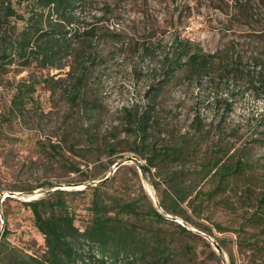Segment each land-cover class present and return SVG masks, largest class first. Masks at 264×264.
<instances>
[{"label":"rangeland","instance_id":"obj_1","mask_svg":"<svg viewBox=\"0 0 264 264\" xmlns=\"http://www.w3.org/2000/svg\"><path fill=\"white\" fill-rule=\"evenodd\" d=\"M77 3L72 27L94 33L76 39L80 55L59 69L39 61L23 67L17 56L4 62L26 27L18 15L6 18L4 6L27 18L32 3L0 0V241L5 233L41 256L46 241L27 201L45 198L57 215L64 202L80 230L98 202L106 216L160 243L163 252L147 264H231L238 235L255 232L254 215L264 211V92L245 72L237 79L215 71L199 84L183 82V69L171 80L172 44L190 39L203 52L242 57L245 67L264 60V0ZM73 66L88 68L84 81L68 76ZM137 111H149L146 133ZM237 150L250 154L254 168L220 187L216 163L232 161ZM59 188L67 191L51 194ZM130 201L138 210L121 212ZM253 240L264 244V233Z\"/></svg>","mask_w":264,"mask_h":264},{"label":"trees","instance_id":"obj_2","mask_svg":"<svg viewBox=\"0 0 264 264\" xmlns=\"http://www.w3.org/2000/svg\"><path fill=\"white\" fill-rule=\"evenodd\" d=\"M24 1L32 3L27 18L11 9V5L4 6L6 18L18 15L19 18L26 20L21 38L14 41L16 48L10 54L2 55L4 62L12 63L14 61L12 57L17 56L23 67L39 61L44 67L64 68L66 57L73 53H76V58L80 55L77 53L79 50L74 48L76 39L94 33L93 28L72 27L79 19L76 11L79 0ZM172 48L174 56L169 77L171 80L183 69L186 72L183 82L196 80L199 84L206 78L215 79L216 76L229 78L234 75L237 78L239 74L245 72L252 89L264 92V60L252 58L249 62L251 64L245 67L240 56L206 53L197 49L190 39L179 37L173 40ZM87 70L88 68L82 66L78 68L73 66L68 76L70 78L75 76L81 82L86 79ZM215 71L216 76H212ZM160 89L161 87L156 88L157 91ZM74 91L76 96L81 95L82 87L77 86ZM135 116L140 130L148 132L151 126L149 111L142 113L137 111ZM229 157L232 161L219 160L216 163L214 174L218 176L220 187L228 185L231 179H243L247 171L254 168V162L245 150H237ZM244 186L251 187L250 179L245 181ZM66 191L59 188L49 192L64 194ZM74 191L80 193L83 190ZM259 202L261 209H264V193ZM27 204L34 213L37 228L44 235L47 249L41 256L30 254L8 242L4 233L0 241V264H147L163 252L159 242L150 243L147 238L138 237L136 231L119 220V216H106L98 202L94 206L93 219L83 230L76 226L74 217L66 210L64 202L60 205L64 211L59 215L55 213V204L49 208V202L45 198L29 200ZM120 207L121 212L126 213L138 210L135 201L124 203ZM171 211L175 213L174 210ZM155 213L161 216L158 212ZM254 219L255 232L250 235L248 232L245 235H238L236 244L239 256L231 254V264H237L238 261L242 264H264V244L253 240L257 235L264 233V211L261 214L256 213ZM259 228L261 230L256 232ZM183 229L187 230L186 227ZM217 242L224 249L223 243L219 240ZM208 244L211 246L210 242ZM84 246H87L88 250H85ZM98 254L100 255L97 256Z\"/></svg>","mask_w":264,"mask_h":264},{"label":"water","instance_id":"obj_3","mask_svg":"<svg viewBox=\"0 0 264 264\" xmlns=\"http://www.w3.org/2000/svg\"><path fill=\"white\" fill-rule=\"evenodd\" d=\"M129 160L134 161L135 163H137L141 167L142 170H145V168H144L143 164L141 163V161H139L136 157H130ZM122 163L123 162L118 163L117 166L121 165ZM65 189H67V188H65ZM213 243H214V245L216 246V248H217V250L219 252H223V248L219 245V243L217 241L213 240Z\"/></svg>","mask_w":264,"mask_h":264},{"label":"bare ground","instance_id":"obj_4","mask_svg":"<svg viewBox=\"0 0 264 264\" xmlns=\"http://www.w3.org/2000/svg\"><path fill=\"white\" fill-rule=\"evenodd\" d=\"M83 187H84V185L77 186V188H83ZM67 188H71V187L67 186Z\"/></svg>","mask_w":264,"mask_h":264}]
</instances>
